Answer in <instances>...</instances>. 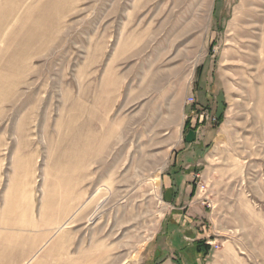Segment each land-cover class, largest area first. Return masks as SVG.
Instances as JSON below:
<instances>
[{
  "label": "rangeland",
  "instance_id": "rangeland-1",
  "mask_svg": "<svg viewBox=\"0 0 264 264\" xmlns=\"http://www.w3.org/2000/svg\"><path fill=\"white\" fill-rule=\"evenodd\" d=\"M58 259L264 264V0H0V264Z\"/></svg>",
  "mask_w": 264,
  "mask_h": 264
},
{
  "label": "crops",
  "instance_id": "crops-1",
  "mask_svg": "<svg viewBox=\"0 0 264 264\" xmlns=\"http://www.w3.org/2000/svg\"><path fill=\"white\" fill-rule=\"evenodd\" d=\"M193 126L194 123L191 125V127L192 129H195ZM197 131L198 129L195 132ZM187 141L188 143L186 144L183 153L178 155L176 160V163L182 161V169L175 170L172 175H169L165 182L166 193L164 195L167 199L172 201L174 208L177 209L183 208V206L184 208L187 207V203L181 205L183 202L182 195L183 192H189L191 194V183L193 180L192 169H195L197 164H201L197 158V155L199 153L198 150H202L201 147L203 142L197 140V138L196 140L190 142L191 139L189 136H187Z\"/></svg>",
  "mask_w": 264,
  "mask_h": 264
},
{
  "label": "trees",
  "instance_id": "trees-1",
  "mask_svg": "<svg viewBox=\"0 0 264 264\" xmlns=\"http://www.w3.org/2000/svg\"><path fill=\"white\" fill-rule=\"evenodd\" d=\"M222 117V116H221ZM220 117V118H221ZM194 193V192H193ZM193 193H192V195H193ZM170 227H172V226H169L168 225V231L166 230V235H169V233L171 232V230H170ZM176 250H175V252H177V251H179V250H182V249H186V247H176L175 248ZM197 250L198 251H200V252H203V253H208L209 252V250H210V246L206 243V242H204V241H198V243H197ZM156 252V251H155ZM157 253V252H156ZM175 261H179L178 259H175Z\"/></svg>",
  "mask_w": 264,
  "mask_h": 264
},
{
  "label": "bare ground",
  "instance_id": "bare-ground-1",
  "mask_svg": "<svg viewBox=\"0 0 264 264\" xmlns=\"http://www.w3.org/2000/svg\"><path fill=\"white\" fill-rule=\"evenodd\" d=\"M250 16H251V12H247V14L243 17V20H244V21H247V20L249 19ZM237 19H238V17H237ZM238 33L241 34V35H243L245 32H238ZM105 137H106V136H105ZM105 137H104V138H105ZM47 255H48V254H47ZM50 257H51V256H50ZM50 257H49V258H50ZM49 258H47L48 261H50L52 257H51L50 259H49ZM52 259H53V258H52ZM59 262H61L60 259H58L57 262H56L55 264H61V263H59Z\"/></svg>",
  "mask_w": 264,
  "mask_h": 264
}]
</instances>
